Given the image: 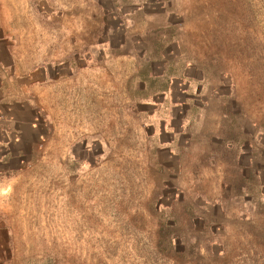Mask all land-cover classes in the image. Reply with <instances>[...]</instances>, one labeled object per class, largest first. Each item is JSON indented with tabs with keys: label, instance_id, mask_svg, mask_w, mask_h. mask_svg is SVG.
<instances>
[{
	"label": "rangeland",
	"instance_id": "374dc122",
	"mask_svg": "<svg viewBox=\"0 0 264 264\" xmlns=\"http://www.w3.org/2000/svg\"><path fill=\"white\" fill-rule=\"evenodd\" d=\"M191 260L264 264V0H0V264Z\"/></svg>",
	"mask_w": 264,
	"mask_h": 264
},
{
	"label": "trees",
	"instance_id": "16d2710c",
	"mask_svg": "<svg viewBox=\"0 0 264 264\" xmlns=\"http://www.w3.org/2000/svg\"><path fill=\"white\" fill-rule=\"evenodd\" d=\"M169 227V226H168ZM159 229L161 230V231H164L165 229H167V225H166V223L164 222L163 224H161V225H159ZM162 242H164V241H158V242H156V245H155V249H156V251L157 250H159V248H160V244L162 243ZM172 243H173V240H169V244L170 245H172ZM159 252V251H158ZM179 252H180V250H179ZM177 260V259H176ZM197 262H196V260H191L190 261V264H196Z\"/></svg>",
	"mask_w": 264,
	"mask_h": 264
},
{
	"label": "crops",
	"instance_id": "0c3cea01",
	"mask_svg": "<svg viewBox=\"0 0 264 264\" xmlns=\"http://www.w3.org/2000/svg\"><path fill=\"white\" fill-rule=\"evenodd\" d=\"M163 92H166V91H163ZM164 94H165V93H164ZM174 105H176V104H174ZM1 129H2V128H1ZM175 136H176V135H175ZM175 136H174V137H175Z\"/></svg>",
	"mask_w": 264,
	"mask_h": 264
}]
</instances>
